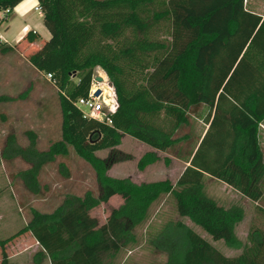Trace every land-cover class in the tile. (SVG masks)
<instances>
[{
	"label": "trees",
	"instance_id": "16d2710c",
	"mask_svg": "<svg viewBox=\"0 0 264 264\" xmlns=\"http://www.w3.org/2000/svg\"><path fill=\"white\" fill-rule=\"evenodd\" d=\"M22 1L0 0V12ZM36 2L49 38L26 60L37 73L51 76L62 113L61 138L39 151L33 131L24 133V147L10 134L1 158L28 165L19 176L36 193L42 167L71 148L93 171L98 195H67L51 213L32 211L23 230L0 240V264H10L5 247L24 233L39 248L34 264H105L114 252L102 249L103 231L93 229L77 239L64 219L90 212L109 195L122 198L109 217L119 228V246L133 242V231L148 220L152 205L168 196L180 219L165 222L147 239L164 256L160 264H264V234L249 232L244 243L236 236L242 205H219L206 189V180L214 179L253 203L263 197L264 15L248 11L245 0ZM39 40L32 32L23 37L27 44ZM96 68L106 74L117 109L93 119L76 103L87 97ZM201 108L209 110L207 128L197 133L191 116ZM126 136L153 150L138 161L140 171L159 161L154 152L174 151L172 158L187 166L174 183L110 177L111 166L123 161L113 151ZM104 150L112 153L95 156ZM57 172L69 178L63 163ZM184 220L240 254L225 256Z\"/></svg>",
	"mask_w": 264,
	"mask_h": 264
},
{
	"label": "rangeland",
	"instance_id": "374dc122",
	"mask_svg": "<svg viewBox=\"0 0 264 264\" xmlns=\"http://www.w3.org/2000/svg\"><path fill=\"white\" fill-rule=\"evenodd\" d=\"M27 1L22 5L28 3ZM245 1L248 11L257 15L264 14V0ZM16 17L12 22L8 18L0 20V35L5 42H14L24 23L38 32L41 37H48V32L43 27L41 16L37 11L31 8L24 17L18 15ZM7 26L8 29L5 30ZM22 45L23 49L19 50V53L14 54L13 51L4 53L0 62V98L12 99L0 101V240L12 238L23 230L31 220L32 211L42 214L51 213L67 195L82 196L86 191H90L95 196L98 195L93 171L71 148L68 149L65 157L56 158L53 163H47L42 167L38 176L39 190L36 193L19 176L28 168V165L19 158L7 161L1 158L5 139L10 134L15 136L19 146L24 147L28 143L24 133L33 131L37 137L36 147L39 151L47 150L51 143L61 138L62 113L57 91L44 75L36 73L27 63L26 59L34 48L27 45L25 41ZM93 77H101L102 82L92 81L91 89L101 85L112 88L106 74L100 68L95 69ZM71 81L73 84L77 83L75 78H71ZM208 113V108H201L198 115L191 116V122L195 124L197 133L206 130L204 118ZM186 130L184 128L182 133ZM261 133H264V128H260L259 135V141L264 150V139ZM151 151L153 150L144 144L128 136L124 137L121 145L113 151L115 157L123 161L112 165L107 172L108 176L119 179L129 178L136 184L160 180H169L174 183L185 168V164L172 158L174 151L154 152L159 161L142 171L138 169L140 158ZM111 153V150L98 151L95 156L105 159ZM59 163H63L68 169V179L58 174ZM206 189L219 205L228 206L239 203L244 208V218L236 227V236L241 242L246 241L249 232L259 231L264 234V194L257 203H253L214 179L206 180ZM107 197L97 208L88 213L79 210L68 215L64 219L66 227L77 239H81L84 234L93 229L102 230L105 235L102 249L114 252L111 256L104 258L105 264L164 262V256L154 252L148 245L147 239L165 222L180 219L174 211L172 200L168 196L160 197L150 208L148 220L133 231V242L122 247L119 246V228L109 219L111 210L121 204L122 198L117 195ZM184 222L225 256L232 257L240 254L241 250L228 248L221 241H213L201 228L191 225L187 220ZM5 251L10 264H34L33 257L39 248L30 234L24 233L12 239L6 245Z\"/></svg>",
	"mask_w": 264,
	"mask_h": 264
},
{
	"label": "built area",
	"instance_id": "2783aa9c",
	"mask_svg": "<svg viewBox=\"0 0 264 264\" xmlns=\"http://www.w3.org/2000/svg\"><path fill=\"white\" fill-rule=\"evenodd\" d=\"M34 10L40 14L38 8H35ZM10 14H11L10 10H5L0 12V20H4ZM1 40L2 38L0 35V42ZM45 78L47 81H50L51 76L47 74ZM97 89L100 90V95L94 98L93 93ZM105 89L108 90V93L102 94ZM112 89L113 88L110 87H104L103 85H101V87H96L94 89L90 88L87 97L80 98L79 100H77L76 106L78 107V109L81 110L82 115L86 118L97 119L103 113L104 114L114 113V111L117 109V102H116L115 93Z\"/></svg>",
	"mask_w": 264,
	"mask_h": 264
},
{
	"label": "crops",
	"instance_id": "0c3cea01",
	"mask_svg": "<svg viewBox=\"0 0 264 264\" xmlns=\"http://www.w3.org/2000/svg\"><path fill=\"white\" fill-rule=\"evenodd\" d=\"M27 0H23L20 4H18L12 11H11V14L9 15L8 19H10V22H12L16 17V15H18L19 17H24L27 13V11H29L31 8L34 10L35 8H38L37 7V2L36 0H29L27 1L28 3H25L24 5H22L24 2H26ZM22 5V6H21ZM39 14V13H38ZM264 15V14H263ZM41 16V14H40ZM262 16V15H261ZM41 19H42V16H41ZM8 29V26L5 27V30ZM28 32H32L34 33L35 35H37L40 40L33 43V44H27V45H31L34 49L33 50H36L42 43V41H45L49 38V33H48V37L47 38H43L40 36V34L36 31H34L32 28H30V26L28 24H23L20 28V31L18 33V36L16 38V40H14V42L12 43H7L3 40L2 36V40L0 42V62L2 61V56L4 53H6L7 51L8 52H12L15 54V53H19V50H22L23 48H21L23 45V37L28 33ZM25 47V46H24ZM20 48V49H19ZM6 49V50H5ZM32 50V49H30ZM32 50V51H33ZM30 66V65H29ZM31 67V66H30ZM32 68V67H31ZM33 69V68H32ZM36 72V71H35ZM37 73V72H36ZM39 74V73H38ZM207 128V126H206ZM259 135H260V132H259ZM261 136H263V139H264V133H261ZM260 143V141H259ZM261 146V144H260ZM262 150H263V147L261 146ZM264 152V150H263ZM178 161V160H176ZM180 162V161H179ZM183 163V162H181ZM185 164V163H183ZM185 166H187V164H185Z\"/></svg>",
	"mask_w": 264,
	"mask_h": 264
},
{
	"label": "water",
	"instance_id": "95a60500",
	"mask_svg": "<svg viewBox=\"0 0 264 264\" xmlns=\"http://www.w3.org/2000/svg\"><path fill=\"white\" fill-rule=\"evenodd\" d=\"M93 81L96 82V83H101L102 82V78L101 77H94ZM99 95H100V90L99 89L95 90L94 93H93V97L96 98Z\"/></svg>",
	"mask_w": 264,
	"mask_h": 264
},
{
	"label": "bare ground",
	"instance_id": "6f19581e",
	"mask_svg": "<svg viewBox=\"0 0 264 264\" xmlns=\"http://www.w3.org/2000/svg\"><path fill=\"white\" fill-rule=\"evenodd\" d=\"M107 93H108V90H106V91L104 90L102 94H107Z\"/></svg>",
	"mask_w": 264,
	"mask_h": 264
}]
</instances>
